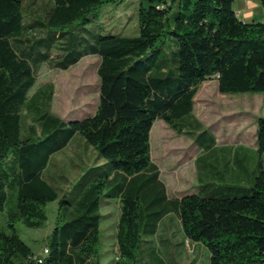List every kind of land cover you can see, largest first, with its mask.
<instances>
[{
	"label": "trees",
	"instance_id": "1",
	"mask_svg": "<svg viewBox=\"0 0 264 264\" xmlns=\"http://www.w3.org/2000/svg\"><path fill=\"white\" fill-rule=\"evenodd\" d=\"M233 1L139 0L137 34L127 36L87 29L99 10L123 0H0V211L14 196L0 264H102L100 210L109 201L119 203L114 264H139L137 251L171 215L208 251V264H264V116L254 122L258 162L246 186L211 176L173 199L151 159L156 120L179 133L200 126L193 105L204 81L215 79L222 94L264 93V19H238ZM87 56L99 58L92 114L53 115L51 84L28 95L41 65L67 70ZM76 135L93 160L76 167L68 191L51 160ZM53 202L47 253L37 256L14 225L44 228Z\"/></svg>",
	"mask_w": 264,
	"mask_h": 264
},
{
	"label": "rangeland",
	"instance_id": "2",
	"mask_svg": "<svg viewBox=\"0 0 264 264\" xmlns=\"http://www.w3.org/2000/svg\"><path fill=\"white\" fill-rule=\"evenodd\" d=\"M42 1L45 0H36V4ZM138 2L123 0L118 8H102L93 16V22L87 29L102 35H136ZM98 67L97 56L83 57L67 70L52 69L43 64L37 70L35 85L28 95L31 96L44 84H51V113L65 121L82 119L92 114L98 104ZM193 115L200 123L199 127L189 126L179 133L163 121L156 120L150 132L151 159L158 167L168 196L173 199L181 197L198 184L210 182L211 176L216 177L214 182L220 185L246 186L247 177L253 176L258 162L253 148V133L255 119L264 116V93L222 94L215 79L206 80L200 84L194 98ZM76 136L51 160L50 173L62 175L63 179L60 178L58 184L68 191L78 178L76 167L89 165L93 160L92 149L84 146L80 135ZM210 138L215 141L214 145ZM205 146L211 147V150L203 153L201 148ZM215 157L217 160L214 161ZM233 166L237 170L231 172ZM86 169L83 167L82 171ZM217 172H221V176ZM13 205L14 196L9 194L4 211H0V231L7 234L11 230L5 212ZM56 208V202L48 204V220L42 229H28L19 223L14 225L18 236L35 254H41L45 248L44 239L53 227ZM100 214L103 216L100 222L101 262L114 264L117 256L118 201L105 203ZM137 254L139 264H208V251L200 243L184 236L175 215L162 221L157 234L148 238V243H144Z\"/></svg>",
	"mask_w": 264,
	"mask_h": 264
},
{
	"label": "crops",
	"instance_id": "3",
	"mask_svg": "<svg viewBox=\"0 0 264 264\" xmlns=\"http://www.w3.org/2000/svg\"><path fill=\"white\" fill-rule=\"evenodd\" d=\"M232 7H233V10H234L237 18L242 20V21L259 20L262 16V12L264 10L260 0H234ZM216 83H217V81H216ZM253 137H254V133H253ZM253 148H254V150H256L255 138H254ZM234 155H235V153H233V158H234ZM241 155H243V154L241 153ZM215 160H217L216 157L214 158V161ZM231 172H234L233 168L231 169ZM248 179L249 178L247 177V181H248ZM194 191H195V188H194V190H191V191L185 192V193H190V192H194ZM185 193H183V194H185ZM167 217H169V216H167ZM167 217H165V218H167Z\"/></svg>",
	"mask_w": 264,
	"mask_h": 264
},
{
	"label": "built area",
	"instance_id": "4",
	"mask_svg": "<svg viewBox=\"0 0 264 264\" xmlns=\"http://www.w3.org/2000/svg\"><path fill=\"white\" fill-rule=\"evenodd\" d=\"M262 18L264 19V11L262 12ZM46 253H47V250L44 248L43 251L41 252V254H36V255L43 257L44 255H46Z\"/></svg>",
	"mask_w": 264,
	"mask_h": 264
}]
</instances>
